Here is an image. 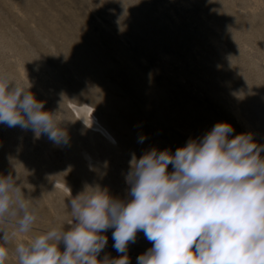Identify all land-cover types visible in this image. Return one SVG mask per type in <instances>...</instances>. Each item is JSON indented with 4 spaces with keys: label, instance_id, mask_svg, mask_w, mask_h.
<instances>
[{
    "label": "rangeland",
    "instance_id": "374dc122",
    "mask_svg": "<svg viewBox=\"0 0 264 264\" xmlns=\"http://www.w3.org/2000/svg\"><path fill=\"white\" fill-rule=\"evenodd\" d=\"M0 73L29 84L68 133L55 144L0 124V176L38 210L32 231L10 235L17 264V243L69 229L85 187L130 200L133 154H174L218 122L264 145V0H0ZM15 220L0 227L11 234ZM113 231L99 260L124 255ZM151 246L138 232L129 264Z\"/></svg>",
    "mask_w": 264,
    "mask_h": 264
},
{
    "label": "clouds",
    "instance_id": "9594fccd",
    "mask_svg": "<svg viewBox=\"0 0 264 264\" xmlns=\"http://www.w3.org/2000/svg\"><path fill=\"white\" fill-rule=\"evenodd\" d=\"M13 82L0 73V124L68 143L57 114L44 109L29 84ZM234 131L218 122L174 154L155 148L138 159L133 154L126 176L130 200L85 187L70 199L69 229L61 224L17 243V264H129L128 245L138 232L152 246L137 264H264V145L251 133L229 138ZM37 211L16 179L0 176V225L13 217L17 225L11 234L0 227V264L9 259L10 235L32 231ZM108 229H114L113 248L124 255L99 260Z\"/></svg>",
    "mask_w": 264,
    "mask_h": 264
}]
</instances>
